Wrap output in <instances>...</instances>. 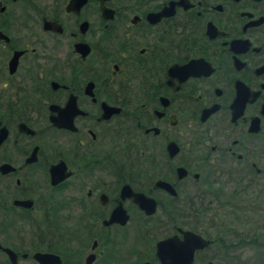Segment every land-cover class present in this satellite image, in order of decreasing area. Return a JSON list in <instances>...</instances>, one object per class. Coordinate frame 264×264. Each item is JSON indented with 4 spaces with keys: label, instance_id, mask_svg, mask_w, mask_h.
Returning a JSON list of instances; mask_svg holds the SVG:
<instances>
[{
    "label": "flooded vegetation",
    "instance_id": "flooded-vegetation-1",
    "mask_svg": "<svg viewBox=\"0 0 264 264\" xmlns=\"http://www.w3.org/2000/svg\"><path fill=\"white\" fill-rule=\"evenodd\" d=\"M183 232L171 264H264V0H0V254Z\"/></svg>",
    "mask_w": 264,
    "mask_h": 264
},
{
    "label": "water",
    "instance_id": "water-1",
    "mask_svg": "<svg viewBox=\"0 0 264 264\" xmlns=\"http://www.w3.org/2000/svg\"><path fill=\"white\" fill-rule=\"evenodd\" d=\"M196 238L197 241H203L200 237L190 233V232H183V237L182 239L178 238L176 235H171L168 237H165L163 239H160L159 242L157 243V247L160 250V257H161V261L162 264H171L168 257L169 254L167 253V251L165 249L168 248H176L179 247L177 245H180V247L183 245H185L184 241H195L194 239ZM183 241V242H182ZM202 244V243H201ZM191 245L189 246V259H190V252H191ZM4 251L6 252V254L8 255V257L11 259L12 258V254H11V250L9 248L4 247L3 248ZM52 254H48V253H40V252H34L33 253V257L34 259H36V261H38L40 264H54L52 261H49L48 259L51 258ZM55 257V256H54ZM179 263V261H177ZM191 263V260L188 261V263H183V264H189ZM208 264V263H206Z\"/></svg>",
    "mask_w": 264,
    "mask_h": 264
},
{
    "label": "rangeland",
    "instance_id": "rangeland-1",
    "mask_svg": "<svg viewBox=\"0 0 264 264\" xmlns=\"http://www.w3.org/2000/svg\"><path fill=\"white\" fill-rule=\"evenodd\" d=\"M28 248H30V247H28ZM243 250H244V248H243ZM0 264H9L8 261H6L1 254H0ZM17 264H36V263L31 258H26V259H20V260H18ZM235 264H247V263H245L244 261H242V262H237Z\"/></svg>",
    "mask_w": 264,
    "mask_h": 264
}]
</instances>
